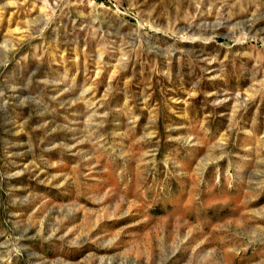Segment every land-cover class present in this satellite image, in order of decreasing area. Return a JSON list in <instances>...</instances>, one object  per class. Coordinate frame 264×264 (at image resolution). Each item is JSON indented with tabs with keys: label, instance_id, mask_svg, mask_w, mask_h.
Masks as SVG:
<instances>
[{
	"label": "rangeland",
	"instance_id": "1",
	"mask_svg": "<svg viewBox=\"0 0 264 264\" xmlns=\"http://www.w3.org/2000/svg\"><path fill=\"white\" fill-rule=\"evenodd\" d=\"M0 264H264V0H0Z\"/></svg>",
	"mask_w": 264,
	"mask_h": 264
}]
</instances>
